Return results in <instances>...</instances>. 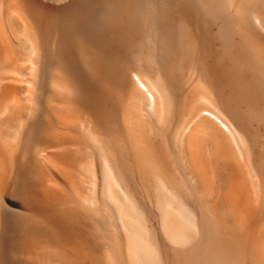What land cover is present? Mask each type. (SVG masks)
<instances>
[{
  "label": "bare ground",
  "instance_id": "1",
  "mask_svg": "<svg viewBox=\"0 0 264 264\" xmlns=\"http://www.w3.org/2000/svg\"><path fill=\"white\" fill-rule=\"evenodd\" d=\"M0 264H264V0H0Z\"/></svg>",
  "mask_w": 264,
  "mask_h": 264
}]
</instances>
